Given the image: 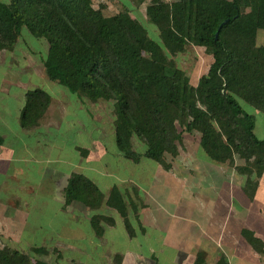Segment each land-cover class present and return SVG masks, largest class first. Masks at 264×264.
I'll list each match as a JSON object with an SVG mask.
<instances>
[{
    "label": "trees",
    "instance_id": "16d2710c",
    "mask_svg": "<svg viewBox=\"0 0 264 264\" xmlns=\"http://www.w3.org/2000/svg\"><path fill=\"white\" fill-rule=\"evenodd\" d=\"M134 1L146 6L158 40L126 10L112 13L104 4L96 10L92 0H0V50L12 49L22 29L44 39L42 62L54 80L91 101L112 102L115 149L124 158L138 163L146 157L168 169L165 156L177 154L181 139L177 124L199 134L212 161L231 165L242 159L236 170L246 175V191L253 192V179L264 172V138L256 136L254 116L241 101L264 113V0ZM187 43L203 46L212 58L196 83L169 58ZM49 103L46 90H26L20 125L36 126ZM134 139L145 146L143 152L134 148ZM64 198L65 205L78 202L91 209L103 195L89 176L77 173L69 176ZM104 203L117 210L133 235L115 185ZM102 218L90 220L98 236L104 232ZM47 251L5 247L0 264H47L35 257Z\"/></svg>",
    "mask_w": 264,
    "mask_h": 264
},
{
    "label": "rangeland",
    "instance_id": "374dc122",
    "mask_svg": "<svg viewBox=\"0 0 264 264\" xmlns=\"http://www.w3.org/2000/svg\"><path fill=\"white\" fill-rule=\"evenodd\" d=\"M92 4L96 10L104 4L105 9L112 13L126 10L128 18L137 19L147 29L149 36L158 40V30L149 22L144 4L134 0H92ZM247 10V7L242 8L243 12ZM32 44L33 47L21 44L16 51L5 52L8 57L3 64L4 74H0V95H22L25 90L37 87L46 90L49 95H79L69 92L44 68L42 58L47 49L46 41L40 38ZM28 47L33 50H27ZM3 53L0 52V59ZM13 58L19 59L20 64H12ZM169 58L186 72L192 83H196L207 71L212 60L203 46L191 43H187L184 51L169 55ZM9 64L14 65V69H7ZM7 73L15 85L7 83L10 80ZM5 89L12 93L7 94L8 90ZM100 102V114L96 113L95 117L105 137L101 142L91 143L94 144L91 148H88L89 144L77 149L79 152L76 155H82L83 158H78L79 162L75 165L77 169H70V175L77 174L80 169L79 173L96 178L103 195L101 204L89 209L74 202L62 207L60 213L51 210L32 213L34 219L30 220L29 225H41L42 228L29 226L23 233L22 230L10 232L6 237L3 236L0 250L9 247L31 253L32 247L44 246L48 250L47 254L35 257L45 260L47 264H191L188 258L190 255L194 256V264H225L221 255L216 257L215 262L214 258L206 260L202 252L195 253V245L200 243V237L197 235L196 239L192 227L198 223L204 225V221L210 230L221 228L218 221L224 213L219 211L220 206L234 204L236 195L240 197V173L236 167L244 161L238 157L231 165L212 161L200 147L199 134L185 131L177 124L181 139L177 154L165 156L168 169L146 157H142L138 163L124 160L114 150L112 137L110 141L107 138L110 135L108 130L114 128L112 102ZM241 105L247 112L251 109L242 101ZM262 132L257 130L258 136H262ZM133 146L139 152L145 149L136 139ZM98 156L101 162L96 160ZM112 183L124 199L128 219L134 229L133 235L127 232L117 210L104 203L108 195L106 185ZM18 201L23 208L27 205L24 200ZM27 206L29 208V203ZM93 216L103 217L100 219L104 226L101 236L96 235L90 225ZM110 218L113 224L108 223ZM215 218L219 219L215 221ZM174 232L177 235L175 248Z\"/></svg>",
    "mask_w": 264,
    "mask_h": 264
},
{
    "label": "crops",
    "instance_id": "0c3cea01",
    "mask_svg": "<svg viewBox=\"0 0 264 264\" xmlns=\"http://www.w3.org/2000/svg\"><path fill=\"white\" fill-rule=\"evenodd\" d=\"M39 39L27 29H22L14 47L0 52H14L21 44L33 47L32 43ZM27 50L33 49L28 47ZM7 57L5 53L0 59V74H4L3 64ZM18 60L13 58L12 64H20ZM12 64L7 69L17 66ZM8 79L9 85H15L9 74ZM4 91L12 93L9 89ZM25 92L22 95H0V242L10 232L22 230L23 233L33 226L29 225L30 220L34 219L32 213L49 210L60 213L62 207L69 206L64 204V188L70 169H77L78 158H83L76 155L79 152L77 149L89 144L88 148H91L105 137L95 117L96 113L100 114L101 99L91 101L79 95H50V103L38 124L23 128L19 117L25 104ZM248 111L254 116L253 130L256 136L264 138V113L254 108ZM259 129L263 131L262 136L257 134ZM108 132L110 135L107 138L110 141L112 137L116 150L114 128ZM96 160L101 162L100 156ZM90 178L100 187L96 178ZM253 180L256 181L253 192L246 191V175L240 174V197L236 195L234 204L220 206L219 211L224 213L218 221L220 229L215 227L210 230L203 220L204 225L198 223L192 227L196 239L197 235L200 237V243L195 245V253L202 252L206 260L214 258L215 262L216 257L221 255L225 264H264V172ZM112 186L114 183L107 184L106 191ZM226 187L229 186L226 184ZM20 199L26 201L27 205L29 203V208L27 205L21 207ZM218 219L215 218V221ZM33 227L42 228L41 225ZM176 239L174 232L173 248ZM189 247L192 249V245ZM193 257H188L191 264H194Z\"/></svg>",
    "mask_w": 264,
    "mask_h": 264
},
{
    "label": "water",
    "instance_id": "95a60500",
    "mask_svg": "<svg viewBox=\"0 0 264 264\" xmlns=\"http://www.w3.org/2000/svg\"><path fill=\"white\" fill-rule=\"evenodd\" d=\"M225 21H227V20H224V21L222 22V24L225 23ZM217 34H218V31L215 32V36H217Z\"/></svg>",
    "mask_w": 264,
    "mask_h": 264
}]
</instances>
